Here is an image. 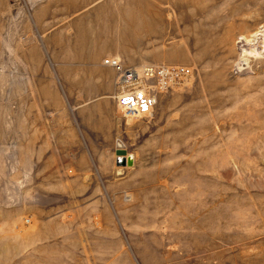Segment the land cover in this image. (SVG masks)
I'll use <instances>...</instances> for the list:
<instances>
[{
    "label": "rangeland",
    "instance_id": "rangeland-1",
    "mask_svg": "<svg viewBox=\"0 0 264 264\" xmlns=\"http://www.w3.org/2000/svg\"><path fill=\"white\" fill-rule=\"evenodd\" d=\"M48 1L95 34L103 7H161L145 48L193 69L153 115L121 120L118 186L53 187L104 159L71 139L98 118L77 116L60 49L22 45ZM72 50V68H98ZM0 264H264V0H0Z\"/></svg>",
    "mask_w": 264,
    "mask_h": 264
},
{
    "label": "crops",
    "instance_id": "crops-1",
    "mask_svg": "<svg viewBox=\"0 0 264 264\" xmlns=\"http://www.w3.org/2000/svg\"><path fill=\"white\" fill-rule=\"evenodd\" d=\"M140 3L128 7L117 5L111 9L103 7L107 10L105 12L107 15L103 17V28L96 34L90 27L87 15L83 12H80V18L72 23L71 11L69 12L65 4L54 6L48 1V4L31 8L32 21L37 27L38 34L35 37L24 38L22 45L39 46L42 40L43 45L54 47V52L57 48L60 49L58 54L54 53L55 56L63 55L65 58L61 64L63 66L57 70L56 77L77 79L72 84L75 83V86L82 90L79 101L85 103L78 105L77 109L81 113H77V116L85 119L87 117L93 119L94 116L98 118L93 124L87 123L84 127H81L82 121L79 120L80 125L77 123L79 133L74 134L71 139L88 143V147L85 146L86 149L83 151L85 156L91 159L96 156L104 159L101 163H95L93 160L94 171L90 167L76 177L72 176L53 184L56 189L94 190L100 185L108 189L114 185L118 186L119 171L115 169L111 159L113 143L116 142L122 125L113 96L116 72L112 67L103 65L102 59L110 56L117 57L126 65H138L148 61L165 63L174 60L166 52H160L154 57L150 50L145 48L151 43V35L154 31L152 26L161 24L164 20L166 22V18H162L163 8ZM75 46L79 47L83 62L97 63L96 70L72 68V47ZM85 128L86 130H83ZM66 139L60 137L57 140ZM39 188L32 185L29 189L34 191ZM111 208H114L113 202Z\"/></svg>",
    "mask_w": 264,
    "mask_h": 264
},
{
    "label": "built area",
    "instance_id": "built-area-1",
    "mask_svg": "<svg viewBox=\"0 0 264 264\" xmlns=\"http://www.w3.org/2000/svg\"><path fill=\"white\" fill-rule=\"evenodd\" d=\"M102 64L115 69L113 96L121 120L153 115L162 94L187 85L193 78L192 67L185 64L126 65L112 56L105 57Z\"/></svg>",
    "mask_w": 264,
    "mask_h": 264
},
{
    "label": "bare ground",
    "instance_id": "bare-ground-1",
    "mask_svg": "<svg viewBox=\"0 0 264 264\" xmlns=\"http://www.w3.org/2000/svg\"><path fill=\"white\" fill-rule=\"evenodd\" d=\"M128 158H129V163H130V164H132V160H131V157L129 156ZM128 158H127V159H128ZM130 161H131V162H130Z\"/></svg>",
    "mask_w": 264,
    "mask_h": 264
},
{
    "label": "water",
    "instance_id": "water-1",
    "mask_svg": "<svg viewBox=\"0 0 264 264\" xmlns=\"http://www.w3.org/2000/svg\"><path fill=\"white\" fill-rule=\"evenodd\" d=\"M131 162V161H130Z\"/></svg>",
    "mask_w": 264,
    "mask_h": 264
}]
</instances>
